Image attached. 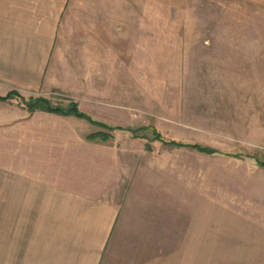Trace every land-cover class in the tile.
Instances as JSON below:
<instances>
[{
  "label": "rangeland",
  "instance_id": "obj_1",
  "mask_svg": "<svg viewBox=\"0 0 264 264\" xmlns=\"http://www.w3.org/2000/svg\"><path fill=\"white\" fill-rule=\"evenodd\" d=\"M95 12L98 32L67 33L65 90L17 93L20 105L42 98L89 117H50L80 122L67 131L86 139L57 158L90 159L116 186H155L174 207V252L203 218L264 222V0H96ZM10 158L0 145V168Z\"/></svg>",
  "mask_w": 264,
  "mask_h": 264
},
{
  "label": "crops",
  "instance_id": "obj_2",
  "mask_svg": "<svg viewBox=\"0 0 264 264\" xmlns=\"http://www.w3.org/2000/svg\"><path fill=\"white\" fill-rule=\"evenodd\" d=\"M95 1L0 0V97L65 90L67 33L98 32ZM52 115L0 102V145L11 154L0 168V264H264V222L252 217L192 222L174 252L172 204L138 180L116 186L90 159L57 158L86 139L67 131L80 122Z\"/></svg>",
  "mask_w": 264,
  "mask_h": 264
},
{
  "label": "trees",
  "instance_id": "obj_3",
  "mask_svg": "<svg viewBox=\"0 0 264 264\" xmlns=\"http://www.w3.org/2000/svg\"><path fill=\"white\" fill-rule=\"evenodd\" d=\"M19 97H20V95L17 94L16 92H11V93L7 94L6 96H1L0 102H11L15 99H18ZM22 100H24V99H22ZM24 103H25L24 107L27 108L31 112L41 110V111L52 113V114H57V115H61V116H74V117L79 118V119H86V120L90 121L89 117H87L84 114H82L81 112H79L77 110L76 106H72L69 109H63V108H58V107L53 108L47 100L42 99V98L30 99ZM97 138H102L103 140H105V137L102 136L101 134H99L98 137L93 136L91 139L93 140V139H97ZM157 138L159 139V141H161L160 134L157 135ZM165 145L175 147V148L195 149L200 153H205L208 155H214L216 153L214 150H211L208 148H203V147L196 146V145L195 146L194 145L193 146L185 145V144L178 143V142H165ZM263 167H264V164H263Z\"/></svg>",
  "mask_w": 264,
  "mask_h": 264
}]
</instances>
